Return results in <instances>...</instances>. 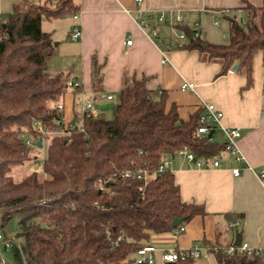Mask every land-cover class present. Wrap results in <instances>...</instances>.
Wrapping results in <instances>:
<instances>
[{"label":"trees","instance_id":"1","mask_svg":"<svg viewBox=\"0 0 264 264\" xmlns=\"http://www.w3.org/2000/svg\"><path fill=\"white\" fill-rule=\"evenodd\" d=\"M78 9L74 0H19L0 14V210L4 221L22 214L16 234L21 242L12 240L11 264H134L153 233L173 232L207 213L204 203L182 199L173 170L158 173L162 153L177 156L188 147L208 160L225 149V143L198 132L200 115L184 120L176 103L168 107L167 92L150 89L147 76L124 77L110 117L75 108L73 121L66 123L58 104L70 76L48 71L56 44L42 20ZM242 9L245 24L236 13L227 16L225 42L181 31L188 39L185 49L220 61L221 75L238 64L250 86L254 56L262 52L264 58V0L259 6L243 0ZM92 74L99 90L102 74L95 57ZM37 124L47 133L38 132ZM44 137L50 138L44 178L35 170L16 181L13 166L31 160L33 144ZM227 247L210 246L219 264H264L262 257L230 253ZM2 248L0 242V264ZM174 264L194 260L181 256Z\"/></svg>","mask_w":264,"mask_h":264},{"label":"crops","instance_id":"2","mask_svg":"<svg viewBox=\"0 0 264 264\" xmlns=\"http://www.w3.org/2000/svg\"><path fill=\"white\" fill-rule=\"evenodd\" d=\"M18 1L0 0V14L11 11ZM74 1L79 4L77 18L73 13L42 20L43 30L51 33L56 44V53L48 59V71H64L80 84L79 90L68 87L60 99L66 123L73 121L75 108L80 110L83 99H92L105 114L104 109L113 105L110 101L119 97L126 75L147 76L149 88L165 90L168 107L176 103L182 119L205 114V103H214L223 112L222 125L239 127L242 133L238 146L252 168L240 175H234L232 169L242 164L227 151L218 156L222 163L218 167L213 165L214 158L198 165L183 155L176 156L172 170L182 199L204 203L207 213L193 217L180 233H153L150 244L157 247L158 261L166 249L229 245L238 236L264 247V178L256 174L264 169L263 54H255L253 82L247 86V76L238 66L221 75L220 61L205 60L198 51L185 49L188 39L179 37L181 29H189L199 31L210 42H225L229 35L227 16L236 13L247 18L243 0H143L140 5L135 0ZM250 1L256 6L263 2ZM139 8L148 16L144 25L138 22ZM178 13L184 16L182 21L175 19ZM162 14L164 21L159 20ZM75 25L82 29L77 40L71 37ZM155 28L157 35L151 36ZM158 38L163 43L159 44ZM128 39H132L131 44L126 43ZM94 57L101 67L99 90L93 87ZM186 82L194 88L182 89ZM213 136L215 141L225 142L221 126H215ZM229 214L236 215V220ZM213 259L200 256L194 264H213Z\"/></svg>","mask_w":264,"mask_h":264},{"label":"built area","instance_id":"3","mask_svg":"<svg viewBox=\"0 0 264 264\" xmlns=\"http://www.w3.org/2000/svg\"><path fill=\"white\" fill-rule=\"evenodd\" d=\"M138 5H140L143 0H135ZM77 13L74 14V17L77 18ZM147 13L144 9L139 8L138 9V22L141 25L146 24L147 21ZM184 16L181 13H178L175 16V19L177 21H182ZM165 14H162L159 18L160 21H164ZM242 23L245 24V19L242 20ZM156 28L153 29L151 36H156ZM195 36L203 38L201 33L199 31H195ZM71 37L73 40H77L80 37H82V29L79 25H75L73 28V31L71 33ZM179 37L184 40L186 39V34L182 31L179 33ZM128 44L132 43V39H128ZM158 43H163L161 38H158ZM167 47H171V45H167ZM80 84L76 80H70L68 82L69 87H78ZM192 89L193 84L191 83H183L182 89ZM110 99L113 98V95L108 96ZM58 107L60 109L63 108V105L61 103L58 104ZM82 112L90 113L93 116H98L101 114V109L94 104V101L90 98L83 99L81 101L80 106ZM205 108L207 109V113L200 115V125L198 128V132L202 135H209V133L212 130H215V126L219 125L222 127L224 134H225V149L224 151L229 152L234 159L242 164V166H237L232 169V172L234 175H240L244 170L252 168L251 165L246 160L245 155L242 153L238 146L239 139L242 136L241 130L239 127H225L222 125V117L223 112L219 110L214 103H205ZM36 129L40 133H47V130L44 128L42 124H37ZM213 135L210 136V140H213ZM30 143V141H28ZM177 155H183L185 156L189 161H194L195 154L188 148L184 147L180 149L177 153ZM203 159H197L196 163L198 165L204 164ZM176 162V155H172L168 151H164L161 156V161L158 167V173H162L166 170H172L173 165ZM213 165L218 167L222 166L221 161L218 159V157H215L213 160ZM257 176L259 178H264V169L256 172ZM5 221H4V215L0 210V242L3 246L2 251H7L12 248V240L14 238H8L5 233V227H4ZM236 224V223H235ZM185 230V227H181L179 229H176V233H180ZM228 252L230 253H242L247 254L249 256H259L264 259V247L263 246H255L247 241H241L239 244L236 242H233L228 245L227 247ZM156 251L157 247L153 244L146 245L139 249L136 253V257L134 259V264H154L156 261ZM207 252H210V247L202 249L198 244H194L191 248L188 250H163L161 252V258L166 262H175L178 258L181 256H190L194 261L197 260L202 255H206ZM2 264H11L8 262L3 256H2Z\"/></svg>","mask_w":264,"mask_h":264},{"label":"rangeland","instance_id":"4","mask_svg":"<svg viewBox=\"0 0 264 264\" xmlns=\"http://www.w3.org/2000/svg\"><path fill=\"white\" fill-rule=\"evenodd\" d=\"M63 21V20H61ZM119 101V97L115 99V101H110L112 107L110 109H104L105 115L109 116V114H112L113 106L114 104ZM110 104V105H111ZM31 137V136H28ZM50 142L49 137H44L42 140V144H33V151H32V159L27 161L24 165L21 166H13L12 168V175L14 176L16 181L22 180L25 176L30 174L33 171H38L40 173V176L44 178V173L42 172V164L43 160L45 159L47 155V148L48 144ZM22 214L20 213H14L7 221H5L4 227L7 235L11 238H14L13 241L21 242V238L17 237L16 234L19 230V223L21 219ZM2 256L8 261V262H13V252L11 249L4 251ZM204 256V259L207 261H210V259H213V254L211 252H207L206 255ZM215 259V258H214ZM213 259V260H214ZM213 264H219L216 260ZM154 264H169L165 261H158V258H156V261Z\"/></svg>","mask_w":264,"mask_h":264},{"label":"water","instance_id":"5","mask_svg":"<svg viewBox=\"0 0 264 264\" xmlns=\"http://www.w3.org/2000/svg\"><path fill=\"white\" fill-rule=\"evenodd\" d=\"M228 39H229V36L226 37V40H228ZM237 66H238V64H235V65L233 66V68L235 69V68H237ZM213 133H214V130H212V131L209 133V136H212ZM37 143H38V145H41V144H42V141L39 140ZM197 159H198V158L195 157L194 161L196 162ZM183 220H184V217H181V218L175 219V220L173 221V226L176 227V226L180 225V224L183 222ZM241 241H242V239L240 238V236H238L237 239H236V243L239 244Z\"/></svg>","mask_w":264,"mask_h":264}]
</instances>
